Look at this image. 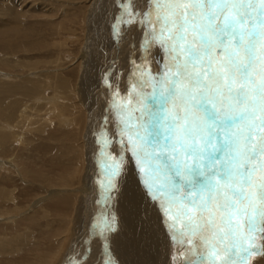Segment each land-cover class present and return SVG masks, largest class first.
I'll return each mask as SVG.
<instances>
[{
  "label": "snow or ice",
  "instance_id": "snow-or-ice-1",
  "mask_svg": "<svg viewBox=\"0 0 264 264\" xmlns=\"http://www.w3.org/2000/svg\"><path fill=\"white\" fill-rule=\"evenodd\" d=\"M148 3L143 61L159 45L161 68L134 66L140 89L152 91L135 92L131 109L114 102L116 132L99 133L102 200L132 175L130 205L142 222L162 213L172 242L191 246L184 264H213L221 251L223 264H250L264 257V0ZM121 7L118 38L119 25L140 15L132 0ZM115 221L104 214L89 227L103 240L104 264H116L106 235Z\"/></svg>",
  "mask_w": 264,
  "mask_h": 264
},
{
  "label": "rangeland",
  "instance_id": "rangeland-1",
  "mask_svg": "<svg viewBox=\"0 0 264 264\" xmlns=\"http://www.w3.org/2000/svg\"><path fill=\"white\" fill-rule=\"evenodd\" d=\"M90 11H91V3L89 4L88 0H0V80H1L0 81V92H2V94L0 93V99L4 100L3 102L0 100L1 102L0 103V113H1L0 118L2 120L6 121V117L8 113L5 114L6 112L3 109L7 107V103L10 101V99L7 101L5 100L7 97L5 96L6 93L4 94V91L7 88V83L12 84V85H15V84L17 85V83L23 84L29 74L34 76L35 74L37 75V73H40L41 77L45 79L43 77V75L45 74H50L52 72L53 73L60 72L62 76L69 78V83L71 84L72 88L73 86H75L77 78L79 77L78 75H80V65L78 63L79 61L77 57L80 56L81 45H86V44L98 45L99 43H101L102 45L106 41V35H105V30H104L105 21L102 16V10L100 9L99 11H97L92 18V21H91L92 24L87 25V23L85 24L84 19H86V21L89 19V15L91 13ZM87 16H88V19H87ZM142 16L143 15L141 12L139 18H142ZM117 19H118V16H117ZM153 19H155V15H153ZM136 28H138V26ZM142 34H143V31L141 35L139 36L138 41L133 42L132 45H126V47L124 48L121 54H118L116 52V55L113 59L112 64L117 63L116 65L117 70L119 71L118 68L122 67V73L124 72L123 74L125 78L122 80V83L123 82L133 83L137 79V74L139 73L134 70V66L138 64V67L140 66L143 67V65L145 64V61L140 60V58L138 57H136V59H132L128 55L126 58V55L124 54L129 49H135V51L138 52L142 57L144 56L143 49L141 48V42H142V39L145 33L143 34V36ZM85 35H88L87 41H90L89 43H86L87 41H85L86 40ZM124 37L128 38V35L127 34L121 35L122 39L120 38V40L122 41L128 40L127 38H124ZM82 40H84L85 43H82L83 42ZM80 42H81V45H80ZM118 48L120 49V47ZM118 48L116 50H118ZM93 55H91V57ZM150 56H151V53L149 57ZM133 57L135 58V55ZM160 68H161V64L159 67L156 66V69H158L157 73L160 71ZM23 77H25L26 79ZM86 80L88 81L90 88L101 82V81L97 82L95 80H89L88 78H86ZM4 86L5 88H3ZM145 88H147V90L151 89L150 86H146ZM100 89L98 88L99 91ZM117 89L121 91V97H123V95L127 93L128 91V89L123 91L122 88H119V87H117ZM45 90H46L45 94L47 96H50L51 93L49 89H45ZM131 90H133V88H131ZM141 90L143 91L144 88L140 89V91ZM100 93L103 94L104 92L100 91ZM99 94H98V100L100 101V109L103 113L101 114V116L99 115L97 117L96 119L97 122L93 124V128L91 130L92 133L90 135H91V140L94 144L93 148L95 149L94 150L92 148L93 151L91 150V168L93 171L92 172V182L94 185L93 187L96 188L99 185V189L102 193L103 190L101 188V185L107 186L108 183H105V179L107 182L108 177L103 174L102 168L99 163L98 156H99L100 146H99L97 139L99 138V133L102 129L101 125L104 120L103 116H104L105 111H107V115H108L107 116V120H108L107 127L108 126L110 127V129L108 130L109 137H111L112 134L116 132V127H117V124L119 123V118L113 106V103L117 101L113 99L110 105L105 106L104 104L106 102H103V99L100 98ZM129 95L130 94H128L127 96ZM74 98H75L74 96L73 98L71 97V102L73 104L75 103L76 105L74 109V114H77L79 116L77 118L78 125L74 126V128L70 129L69 127H61L60 125H58L57 119L52 116L51 112L49 113V112L42 111L40 112V115H38L36 112L34 113L38 115L39 120L42 123L39 122L37 124L38 129L34 131V134L32 133L29 136H27V137H30L31 135H34V136L36 135L35 138L34 137L31 139L28 138L29 143L31 140L30 146H29V143L27 146L26 144L19 145V141H17V139H13L11 135L7 138H5V136L0 137V145H1L0 146V161L5 159V157L6 158L14 157V159L17 162L21 161L22 163L25 164V165L23 164L25 170L30 172L27 178L31 176L30 179L32 181H34L33 180L34 178H32L33 174H39L38 168L41 166L40 161H42L43 169L46 170V167H48L47 169L50 170L49 173L45 170H43L42 172L45 174L47 173L46 175L50 176L51 178L50 180H52L51 187L58 188L60 190L62 188V192H63L62 198L63 200H65L64 203L68 202L66 205H64V203L62 204L61 202L60 206L63 205L61 207H59L57 204V207H56L57 209L50 208V211H49L50 215L46 218L40 217L41 214L38 211L37 212L38 215L37 214L35 215L37 224L30 223L31 224L30 225L28 222V224H25L27 226H23V228L27 227L29 229L27 231L28 232L27 234H30V236L28 237V235H26L27 239L30 238L29 243L27 242L24 243L25 240L19 243V241L17 242L16 240L12 238L11 240L7 237L6 239L10 240L11 242L10 241L8 242V240H6L5 243L0 244V264H42L43 260L44 261L48 260L47 254L49 253V251H52V250L54 251L58 247L50 244L51 241L49 240L51 239L43 237V235L47 236L45 234L46 233L45 230L36 232L35 229L39 228L40 230L41 228L46 226L47 221L49 222L52 221L54 223V225L52 223L53 228L55 229L57 228V230L64 231L62 229L63 223H60V222H63L64 219L67 218V221H66L68 223L67 227H69L72 223L71 220L73 219L72 217L74 216L73 214L74 213L73 212L74 203H76L75 201L78 200V198H76L78 196L77 194L78 192H76L75 189L79 187V183L74 184L73 185L74 187L73 186L71 187L69 185L63 186L62 183L64 181L66 182L67 180L69 181V179H71L73 176H76L77 179L79 180L78 178L80 177L79 172L81 171V161L80 160L81 158H83L81 155L83 154L84 142H85V137H86V132H87V125H88L86 114L81 113L82 109L79 105V101L77 98L76 99ZM137 101H138V97L136 99V105H137ZM120 104L122 105V102ZM15 106H17V104L14 105L13 107L11 106V108H13L12 109L13 111H11L10 107H7L6 109L7 110L10 109L11 112H14L16 114L17 110L15 111L16 109ZM101 106H103L104 108L103 107L101 108ZM128 108L131 109V106ZM82 114H83V117H82ZM41 115H46V117H48L49 120L52 119L51 124H45L44 123L45 121L43 120ZM11 129H13L12 126H10L9 131H11ZM49 135L51 138L49 137ZM10 139L14 142L9 141ZM56 143L57 144L62 143L66 145L65 146L66 149H63L64 153L58 155L60 151H58L59 153H57L54 147ZM39 144L40 145L42 144V146L47 145L46 148L48 150V153L46 150L45 151L42 150L43 148L42 146H40L41 148L40 150H38V148H35V146L36 145L39 146ZM33 146L34 148H31ZM25 148H27V150ZM52 149L55 152H53ZM17 150H18V153H16ZM109 151L113 152V155L115 154L114 149L111 150L109 148ZM53 153H55V155ZM2 154H4L3 155L4 157H1ZM7 154H9V156ZM56 155H58V158H55L54 162H57L60 159L61 163L56 164V166H54L56 169L54 168V170L51 171V169L53 168L50 169L51 166L49 165L47 160L51 159L52 157ZM23 156H25L26 158ZM35 156H36V160H35ZM34 160L39 163L37 164L34 163ZM44 162L45 163L47 162L48 165H45ZM14 176L17 177L15 174ZM15 177L14 178L9 177L5 183H0V186L3 185L6 188L8 187L7 190L11 191V193L13 194V197L17 199L23 198V195H25L26 190H28L29 193L31 192L30 196L25 197L26 201L23 202V204L26 203L25 205H27V201L35 200L38 196H41L40 195L41 193H38V195H35L36 190L34 189L38 187L37 184L31 183L29 181L30 179L27 182H24L23 180L18 179V177L17 178ZM59 177L60 178L62 177V179H60ZM126 177H128V178H125L127 179V183H126L127 189L123 194V200H121V203L123 205L122 207H120L118 203L119 197H116L114 193H111L110 201L104 202L102 200L101 203L98 204L100 217L102 216L101 212L103 211V209H105L104 214L111 216L114 213L116 217L115 227L117 230L115 232L108 233L109 240H110L109 244L116 251L110 248L109 246H108V251L111 254V258L115 260L116 264H153V262H151L153 258L152 244H153V238L155 235L153 234V231H151V228L154 225V223L152 222V220L150 222H142L141 216L136 215L133 206H131L129 203V189L131 187L130 182L133 176L129 175ZM10 178L12 180H10ZM56 179L58 182L56 181ZM77 179L74 177V180H77ZM65 193L67 196L65 195ZM42 194L44 193L42 192ZM70 194L72 195L70 196ZM141 195H142V192L138 194L137 200L140 199ZM8 202L10 203L8 205H12L11 203L12 201H8ZM23 204L21 203V205ZM96 211L97 209H95V212ZM123 211L127 219V224L121 218ZM95 212H94V215L96 214ZM120 221L122 222L120 223ZM33 226H35L36 228H34ZM122 230L124 231L125 235L121 234ZM38 233L39 235H42V236L39 237ZM68 233L70 232L68 231L65 232L66 235H68ZM149 235H150V239H149ZM37 237L40 239L42 238V239L40 240ZM0 240L4 241V239H0ZM36 241L38 243L39 242L41 243L40 245L43 246L42 250L36 249L38 247L36 246L37 243L35 244ZM48 244H50V246L53 247L52 249H49V251L46 248ZM96 246L99 247L98 250H95ZM32 249H35V250L32 251ZM92 250H95L94 251V257H95L94 264H104V261L109 258L104 255V245L103 244L96 243L89 250L88 255L91 253ZM82 251H83V245L81 243L80 246L77 247V253L79 252L82 253Z\"/></svg>",
  "mask_w": 264,
  "mask_h": 264
},
{
  "label": "bare ground",
  "instance_id": "bare-ground-1",
  "mask_svg": "<svg viewBox=\"0 0 264 264\" xmlns=\"http://www.w3.org/2000/svg\"><path fill=\"white\" fill-rule=\"evenodd\" d=\"M88 3L89 4L91 3V11H90L91 13L89 15V19L87 16V19H88L87 21H86V19L83 18L84 22H85V24L87 23V25L92 24L91 21H92L93 16L95 15V13L97 11H99L101 9L102 10V16H103V19L105 21L104 30H105V35H106V41L102 45H101V43H99L98 45H88V44L81 45V42H80V45H81L80 56L77 57L78 61H79L78 63L80 65V75H78L79 77L77 78L75 86H73V88H72L71 84L69 83V78L62 76L60 72H54V73L52 72L50 74H45V75H43V77L45 79H43L41 77L40 73H37V75L36 74L34 75L35 77L32 76L31 74L28 75L27 79L25 77H23L26 79L23 84L17 83V85L16 84L12 85V84L7 83V88L4 91V94L5 93L7 94V95L5 94V96L7 97L5 100L7 101L10 99V101L7 103V107L11 108V106L13 107L14 105L17 104V106H15L16 107L15 111L16 110L17 111L15 114L14 112H11V111H13L12 110L13 108H11V111L9 108H8L9 110H7L6 109L7 107L5 108L6 110L3 109L6 112L5 114H7V113L8 114H7V117L5 116L6 121H4L0 118V137L5 136V138H7L11 135L13 137V139H17V141H19V145H25L26 144V146H27L29 143L28 138H30V139L33 137L35 138L36 135L35 136L31 135L30 137H27V136H29L32 133L34 134V131H36L38 129L37 124L39 122L42 123L38 117V115H40V112H42V111L49 112V113L51 112L52 116L57 119L58 125H60L61 127H69L70 129H72V128H74V126H77L78 125V119L77 118L79 116L77 114H74V109H75L76 105H75V103L73 104L71 102V97L73 98V96L75 97L74 99H76V98L78 99L79 105L82 109L81 113L86 114V119L88 121L87 122L88 125H87L85 142L83 140L84 149H83V154L81 155L83 158H81V160H80L81 161V171L79 172V175H80V177H78L79 180L77 179L76 176L72 175L73 177L71 176L72 178L70 177L71 179H69V181L67 180L66 182L64 181L62 183L63 186L69 185L71 187L74 184L79 183V187H77V189H75L76 192H78L77 193L78 196L76 197V198H78V200L75 201L76 203H74V211H73L74 216L72 217L73 219L71 220L72 223L69 227H67L68 226V223L66 222L67 218L64 219L63 222H60V223H63L62 229L64 231L57 230V228L56 229L53 228L52 227V223H53L52 221H50V222L47 221L46 226L41 228L40 230H39V228L35 229L36 232L45 230V232H46L45 234L47 236L43 235V237L51 239V240L48 239L49 241H51V243L50 242L49 243L53 246L58 247L54 251L53 250L49 251V249H52L53 247H51L50 244L47 245L46 248L49 251V253L46 252V253H48L47 254L48 260L44 261L42 259L43 260L42 264H70V261L75 262V264H94V260H95L94 251L98 250L99 247L96 246L95 250H92L89 255H88V252L96 243L97 244H103V240L101 237H99L95 233L90 235L89 234V227L94 222V219H96V218L103 219V215H104V211H105V209H103V211L101 212L102 216L100 217L98 204H100L102 201L103 192L101 193V191L99 189V185L96 188L93 187L94 186L93 182H92V172L93 171L91 168V150H92L94 144L91 140L90 134L92 133L91 130L93 128V124L95 122H97L96 121L97 117L99 115L101 116V114L103 113L100 109V101L98 100V94L100 93V91L104 92L103 94L100 93L99 96H100V98L103 99V102L107 103V104L106 103L104 104L105 106L110 105L111 101L113 99H115L117 101V102H115L116 104H120L122 102V105H127V107L131 106V108H134L136 106V99H137L135 92L140 91V87L137 83V81L140 79V73L137 74V79L133 83H126V82L122 83V80L125 78V76L123 74L124 72L122 73V67L118 68L119 69V71H118L116 68L117 63L112 64L113 59L116 55V52L118 54H121L123 52L124 48L126 47V45H132L133 42L138 41L139 36L141 35L142 31H143V34L145 33L144 27L139 25V21L141 19V18H139L140 15H138L136 17V21L130 25H127V26H125L124 24L119 25L120 37L118 38L116 35H114L113 26L115 24H117V22H118L117 16L119 18L121 13L123 12V8L121 7V5L122 4H125V5L128 4V0H88ZM132 7L135 10H137L140 14L142 12V15H143V13L146 10H148L149 3H148V0H132ZM125 19H127V17H125ZM134 24H135V26H134ZM84 26H86V25H84ZM137 26H138V28H136ZM123 34L128 35V38L124 37V38H127L128 40H123V41L120 40L121 35H123ZM143 34H142V36H143ZM71 35H69V36H71ZM87 37H88V35H85V38H86L85 41H87ZM82 41H83L82 43H85L84 40H82ZM89 42L90 41H87L86 43H89ZM118 47H120V49ZM117 48H118V50H116ZM150 53H151V56L148 57V61H145V64L143 65V67L144 68H150L152 74L155 75L158 71V69H156V66L159 67L160 66L159 61H162V59H163V52L160 49L159 45H156L150 51ZM124 54L126 55V58L129 55V57L132 59H136V57H138V58H140V60L143 61V57L138 52H136L135 49H129ZM91 55H93V56L91 57ZM134 55H135V58L133 57ZM122 60H123V58H122ZM121 65H122V63H121ZM135 67H138V64L135 65ZM114 77H115V79H114ZM86 78H88L89 80H95L97 82L98 81H101V82L90 88V85H89L88 81L86 80ZM44 80H45V82H44ZM133 84H137L135 91L131 90V88H133ZM117 87L122 88L123 91L128 89V91H127V93H125L123 95V97H121V91H119L117 89ZM3 88H5V86ZM98 88L99 89L101 88L100 91L98 90ZM45 89H49V91L51 93L50 96H47L45 94V92H46ZM143 91L150 93L152 91V89L147 90V88H144ZM0 93L2 94V92H0ZM128 94H130V95L127 96ZM128 97H130V98H128ZM1 98H3V97H1ZM0 100L2 102L4 101L2 99H0ZM142 105H143V102H141L140 106L142 107ZM102 107L103 106H101V108ZM99 110H100V112H99ZM35 112L38 115L34 114ZM78 114H79V112H78ZM83 114H82V117H83ZM133 115L138 116L139 111L133 112ZM107 116H108L107 111H105L104 116H103V119H104L103 123L101 122L102 123L101 128L109 130L110 127L109 126L107 127V124H108ZM41 117L45 121L44 122L45 124H51L52 119L49 120L48 117H46V115H41ZM10 126L13 127V129H11V131H9ZM95 134H96V132H95ZM49 137H50V135H49ZM9 141H12V140L10 139ZM12 142H14V141H12ZM62 143H60V144L56 143L54 145L57 153H59L58 151H60V153L58 155L64 153L63 149H66L65 148L66 145L62 144ZM30 144H31V140H30L29 146H30ZM40 146H42V144L41 145L39 144V146L36 145L35 148H38V150H40L41 149ZM46 146H42L43 147L42 150H44V151L46 150L48 153ZM114 147H115V145L113 143V147L110 149L113 150ZM31 148H34V146ZM25 149L27 150V148H25ZM28 151H30V150H28ZM52 151H53V149H52ZM53 152H55V151H53ZM16 153H18V150ZM53 154L55 155V153H53ZM3 155L4 154H2L1 157H4ZM7 155L9 156V154H7ZM12 155H14V154H12ZM58 155H56L54 157L50 156L52 158L47 160V162L51 166L50 169L53 168V169H51V171L54 170V168H55L54 166H56V164L61 163L60 159L57 162H54L55 158H58ZM19 156H21V155H19ZM25 156H23V157H25ZM36 156H35V160H36ZM35 160H34V163H36V164L39 163ZM20 162H17L14 159V157L13 158H9V157L6 158L5 157V159L0 161V183H5L9 177L14 178L15 177L14 174L18 177V179L23 180L24 182H27L30 179L31 176L27 178V176L30 172L25 170V168H24L25 164L22 162L20 164ZM47 162L46 163L44 162L45 165H48ZM63 163H64V161H63ZM96 163H98V162H96ZM40 164H41V166L38 168L39 174H33L32 178H34L33 179L34 181H32L31 179L29 181L33 184L38 185V187L36 189H34V190H36L35 195H38V193H41L40 194L41 196H38L35 200L27 201V205H25L26 203L23 204V202L26 201V199H25L26 196L28 197L31 195V192L29 193L28 190H26L25 195H23L24 199L23 198L17 199L15 197H13V194L11 193V191L7 190L8 187L6 188L3 185L0 186V239H4V241L0 240V244L5 243L6 240H8V239H6L7 237L9 239L12 238V239L16 240L17 242L19 241V243L23 240H25L24 243H26V242L29 243L30 238L29 239L26 238V235H28V237L30 236V234H27L28 233L27 231L29 229L27 227L23 228V226H27L25 224H28V222H29V224L30 223H32V224L36 223L37 220L35 219V215L36 214L38 215V213H37L38 211L41 214L40 217L46 218L50 215V213H49L50 208H52V209L56 208L57 204L59 207L63 206V205L60 206V203L62 202V204H63L65 201L62 198L63 197L62 196L63 195L62 194L63 193L62 188L60 190L58 188H54V187L52 188L51 187V181L52 180H50L51 179L50 176L46 175L47 173L45 174L42 172L43 170H45V169H43L42 161H40ZM75 165H77V164H75ZM78 166H79V164H78ZM47 168L48 167H46L45 171H47L49 173L50 170H48ZM40 173H42V174H40ZM17 177H15V178H17ZM74 177L77 180H74ZM125 178H128V177H125V176L120 177L119 181L117 183L116 189L111 192V193H114L116 195V197H119L118 203H119L120 207L123 206L121 203V200H123V194L127 189V185H126L127 179H125ZM60 179H62V177ZM60 179H59V181H60ZM10 180H12V179L10 178ZM56 181H57V179H56ZM105 183H108V181L106 182V179H105ZM42 192L44 194H42ZM65 195H66V193H65ZM71 195L72 194H70V196ZM74 196H76V195H74ZM99 196H100V198H99ZM21 199H23V200H21ZM67 199H68V197H67ZM8 201H12L11 202L12 205H8V204H10ZM21 203L23 205H21ZM67 203L65 202L64 205H66ZM7 206H9V207H7ZM95 209H97L96 212H95ZM94 212L96 213L95 215H94ZM13 214H15V215H13ZM121 218L127 224V219H126L124 211H123V214L121 215ZM163 219H164L163 215L160 212H154L152 215V222L154 223V225L152 226L151 231H153V234L155 236L153 238V244H152L153 258H152L151 262H153V264H184L185 259L189 255H191V253L188 251V248H190L191 246L185 245L182 248L179 245H175L172 242V240L170 239V235L167 231L165 224L163 223ZM121 222L122 221H120V223ZM53 225H54V223H53ZM33 227L36 228L35 226H33ZM155 227H156V229H155ZM66 231H68L70 233H68V235H66L65 234ZM121 234L125 235L123 230L121 231ZM38 235H39V233H38ZM106 235H108V233H106ZM41 236L42 235H39V237H41ZM38 239H40V238H38ZM149 239H150V235H149ZM9 241L10 240H8V242ZM52 241H54V242H52ZM109 242H110V240H109ZM81 243L83 245V251H82V253H80V252L77 253V247L80 246ZM35 244H36V246H38L36 249L42 250L43 246L40 245L41 244L40 242L38 243L36 241ZM108 246L110 248H112L113 250H115L110 244ZM33 250H35V249H32V251ZM60 250H61V252H60ZM219 256H220V259L215 260L213 262V264H223V260L225 259V255H224L223 251H221L219 253ZM257 261H258V264H264V257L252 258L250 261V264H257Z\"/></svg>",
  "mask_w": 264,
  "mask_h": 264
}]
</instances>
